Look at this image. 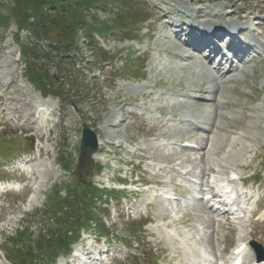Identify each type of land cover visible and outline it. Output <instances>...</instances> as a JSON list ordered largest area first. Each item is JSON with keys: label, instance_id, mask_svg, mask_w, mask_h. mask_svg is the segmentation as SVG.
I'll use <instances>...</instances> for the list:
<instances>
[{"label": "rangeland", "instance_id": "1", "mask_svg": "<svg viewBox=\"0 0 264 264\" xmlns=\"http://www.w3.org/2000/svg\"><path fill=\"white\" fill-rule=\"evenodd\" d=\"M178 1L101 0L97 5L105 8L95 5L98 9L90 13L97 22L112 24L121 19L126 27L105 35L92 29L96 50L91 55L80 44L83 39L78 33L81 52L76 63L60 67L64 72L57 62H46L33 51L41 40L28 28L18 29L14 20L6 30L0 26V143L9 141L6 146L12 150H31L12 160L0 158V176L24 180L0 198V264H23L13 251L38 253L33 240L39 238L43 243V228L55 230V223L65 219L60 215L63 210L52 213L53 199L68 197L72 201L83 191L76 178L83 124L101 141L85 185L113 188L126 197L119 204L108 200L103 205L101 220L116 228L117 236L111 242L94 236L91 227L83 228L75 244L61 246L68 254L57 262L226 264L221 260L223 252L228 254L239 237L248 240L250 234L264 243V215L259 221L248 217L255 200L264 196V181L259 189L251 183L243 189L234 181L239 193L252 194L239 224L223 217L217 220L196 197L203 190L219 192L220 182L231 171L247 178L261 171L264 177V0H190L193 4L183 5L191 15L199 11L207 16H230L231 25L238 24L237 14L242 16L245 25L241 32L246 30V39L255 41L263 53L257 52L259 60L253 61L236 85L212 95L215 80L211 83L205 77L210 75L197 61V53L192 54L195 58L180 59L177 54L187 56L189 51L178 49L174 36L166 34L168 28L161 23L166 12L173 19L186 12ZM11 4L13 1L0 0V13L7 15ZM0 23L4 24L1 19ZM172 48L175 51L170 54ZM108 58H114L112 64L105 61ZM34 66L44 68L51 79L30 77L28 67ZM212 98L222 106L216 107L218 101L213 103ZM218 112L228 120L218 118ZM182 115L209 123L222 119L226 126L211 135L203 133L201 143L190 141L187 135L192 131L179 121ZM156 121L160 123L154 126ZM199 145L202 147L196 149ZM207 183L213 188H207ZM183 198L181 204L177 202ZM136 230L143 232L139 244L133 239L136 234L140 240ZM20 238H25V245ZM126 246L136 256L134 263L126 258ZM92 248L102 252L100 260H92L88 254ZM139 252L147 256H138ZM245 253L249 261L251 255Z\"/></svg>", "mask_w": 264, "mask_h": 264}, {"label": "trees", "instance_id": "2", "mask_svg": "<svg viewBox=\"0 0 264 264\" xmlns=\"http://www.w3.org/2000/svg\"><path fill=\"white\" fill-rule=\"evenodd\" d=\"M10 1H13V5H8L7 15L0 13V19L4 22V24L0 23V26L3 25L6 28L11 23L9 21L14 20L19 28H28L33 37L47 41V46L43 49V56L47 62H50L52 58L56 60L58 57L63 59V62H73L75 56L71 55L77 48L76 40L79 32H82L86 36L89 50L93 51V46L91 44L92 37L90 36L92 29H96L102 34H110L113 30L126 27L123 26L124 21L121 19L116 20V22L112 24L107 22L98 23L95 20H91V22L87 21L85 10L90 6H97V4H100L101 0ZM117 18L120 17L118 16ZM29 19L33 21H29ZM85 25H87V29L83 28ZM50 54H54V56L50 57ZM23 55H25L24 50ZM59 58L57 67L62 70L60 67H62L63 64ZM28 69L33 75L30 77H41L42 80L51 79L44 68L39 70L37 67H28ZM66 76L72 77L70 75ZM87 190L88 193L86 194ZM110 195L115 198L114 200H117V195L114 190L107 191L106 189H100L95 185L88 184L83 186V191L77 194V197H74L75 199L72 201H68V197L62 199L54 198V209L52 213L56 214L58 211L63 210L60 215L65 217V219L55 223V230L49 229V231H45L46 236L43 235V243H41L39 238L33 240L32 243L37 247L36 251L38 253L33 256L25 254L22 249L19 253L13 251L15 259L23 262V264H33V261L38 259L42 254V261L45 262L44 260L46 258H49L52 253L63 248V245H69L74 241L75 238H77V235L74 236L75 231L82 226H94L93 228L97 230V232L104 233L106 226L101 220V212L103 211L102 204L107 203V198L109 199ZM75 200L79 203H72ZM96 201L100 202L98 206L95 205ZM68 233L71 235H68ZM47 237L53 238L47 239ZM19 242L23 243V245L26 244L25 238H20ZM6 256L9 260L10 257L8 253H6ZM25 261L26 263H24Z\"/></svg>", "mask_w": 264, "mask_h": 264}, {"label": "bare ground", "instance_id": "3", "mask_svg": "<svg viewBox=\"0 0 264 264\" xmlns=\"http://www.w3.org/2000/svg\"><path fill=\"white\" fill-rule=\"evenodd\" d=\"M178 3L180 4V5H188V4H193V2L192 1H190V0H180V1H178ZM184 8H185V6H183ZM233 12V11H232ZM185 16H186V19L189 21V22H195V23H197V24H201V21L199 20V17H205V16H207V15H205V13H200L199 11H198V14H197V16L196 17H193L192 15H188V14H185ZM161 19H163L162 20V24H164V25H166L168 28H169V30L167 31V34H172V35H174L175 34V36H180L181 34H182V36H183V34H185V36H188V33H186L185 31H186V27L184 26V24H183V22H180L179 24H177L175 27H176V29L177 30H174L173 28H172V26H173V24H174V19L170 16V14H169V12H167V14L166 15H163L162 17H161ZM205 20H207V22H209V23H211L210 25H214V26H216V27H221L223 24H225V22H224V16H223V14H220V15H213L212 16V18H209L208 17V19L206 18ZM201 27V26H200ZM234 29V28H233ZM243 44H245V43H243ZM183 45L181 44V43H179V47H182ZM174 49L175 48H172L171 50H170V52H172V51H174ZM193 50H197V51H201V50H199V49H195L194 47H193ZM214 54H212L211 53V55H208V56H205L204 54L203 55H200L199 56V63H202V66L201 67H204L205 68V71H210V70H208V69H210L209 67H208V65H209V63H210V61H211V59H212V56H213ZM179 57L180 58H182V59H185L184 58V56L183 55H179ZM225 60H227V57L226 56H224V55H222V56H220L218 59H217V63H216V65H215V67H214V70H213V72L212 73H216V75H214V76H217V78H219V79H221V78H224V80L220 83V85H222V86H224L225 85V83L227 82V81H233V80H236V78H237V75H235L234 76V74H232L235 70H237V72H238V74L239 73H242V72H244V69H238V68H240V66H233V65H230V66H228V67H223L224 66V61ZM239 62H241V61H239ZM203 69V68H202ZM205 71H204V73H205ZM247 71V70H246ZM219 72H223L222 74H220ZM206 74H209L210 76H208V75H205V77L207 78V79H209L210 81H211V83L213 82V79H214V76L211 74V73H206ZM231 74V76H229V77H227L228 75H230ZM244 74V73H243ZM210 77V78H209ZM231 77V78H230ZM219 87L220 86H218V84H217V82H216V85H215V87L214 86H212V91H214L215 90V88H217V89H219ZM207 89V88H206ZM200 92H202V91H200ZM208 93V92H207ZM210 93H212L211 92V90H210ZM209 94V93H208ZM37 95V94H36ZM38 97H39V95H38ZM40 98H42V97H40ZM38 99V98H37ZM41 100H44V98L43 99H41ZM39 101V100H38ZM45 101V100H44ZM47 101V100H46ZM42 102V101H41ZM215 105H219V102H217V104H215ZM9 113H10V111H9ZM217 116H218V118L220 117V118H222L223 120H225V119H227L228 120V118L226 117V115H224L223 113H218L217 114ZM191 117V116H190ZM226 117V118H225ZM193 118V117H192ZM194 120L193 121H191V124H193V123H197L198 121L195 119V118H193ZM222 119H221V123H219V121L218 122H215V121H211V123H209V120H207V119H201L200 120V122L201 123H203V124H205L206 125V127L207 128H209L210 130L212 129V127H214V128H216V129H224L225 128V126L226 125H224V123L222 122ZM230 119V118H229ZM184 121H188L187 119H184ZM226 121V120H225ZM159 121H156V122H154V126H156V124H159L158 123ZM115 123V122H114ZM110 125H113L112 123L110 124ZM168 125V124H167ZM114 126V125H113ZM158 126V125H157ZM230 131V130H229ZM218 132V131H217ZM187 134H189V133H187ZM187 138H190V141H198V142H202V141H204V137H198L197 136V134H191V135H187ZM186 140V139H185ZM98 143H99V147H100V143H101V141L99 140L98 141ZM201 145V144H200ZM198 146V149L199 148H201L202 146ZM184 149H185V147H184ZM93 158H94V160H96L97 159V156H96V154H94V156H93ZM38 200H39V198H38ZM30 204H32V203H30ZM29 204V205H30ZM227 214V213H226ZM209 242V241H208ZM206 251V250H205ZM200 254V253H199ZM205 255V254H204ZM199 256V255H198ZM194 257V256H193ZM201 258V257H200ZM209 258V257H208ZM212 259V258H211ZM195 262H196V260H194ZM262 261H264V260H262ZM261 261V262H262ZM203 263V262H202ZM193 264V263H192Z\"/></svg>", "mask_w": 264, "mask_h": 264}, {"label": "water", "instance_id": "4", "mask_svg": "<svg viewBox=\"0 0 264 264\" xmlns=\"http://www.w3.org/2000/svg\"><path fill=\"white\" fill-rule=\"evenodd\" d=\"M98 147L97 135L87 125H83L79 154L77 157V178L85 183V177L94 167L93 155Z\"/></svg>", "mask_w": 264, "mask_h": 264}]
</instances>
